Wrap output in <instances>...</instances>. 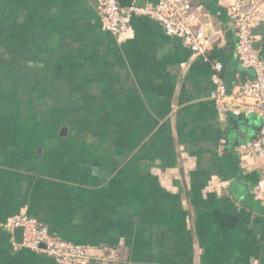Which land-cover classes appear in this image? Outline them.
<instances>
[{"label":"crops","instance_id":"1","mask_svg":"<svg viewBox=\"0 0 264 264\" xmlns=\"http://www.w3.org/2000/svg\"><path fill=\"white\" fill-rule=\"evenodd\" d=\"M192 1L221 33L209 61L147 15L105 30L98 0H0V264H64L13 244L24 213L107 264H264L261 119L211 99L213 62L229 92L255 72L231 0ZM255 14L264 60V0Z\"/></svg>","mask_w":264,"mask_h":264},{"label":"built area","instance_id":"2","mask_svg":"<svg viewBox=\"0 0 264 264\" xmlns=\"http://www.w3.org/2000/svg\"><path fill=\"white\" fill-rule=\"evenodd\" d=\"M145 7L130 5L123 7L119 0H98L103 28L113 34L126 33L132 18L147 15L158 21L165 32L181 37L184 45L194 55L209 61L208 50L221 35L208 33L203 21L204 6L192 0H147ZM258 0H231L230 24L237 30L236 53L241 66L251 68L255 76L228 91L223 76L224 65L220 61L212 64L214 89L211 99L220 112L231 110L235 114H257L261 126L257 137L251 142L249 151L264 163V60L255 47L253 28L256 24ZM255 199L264 203V176L260 177L254 190ZM23 227V241L14 240V230ZM3 228L11 234L16 247H25L51 256L64 264H107L103 255H93L85 245L57 237L38 219L28 214H18L4 223Z\"/></svg>","mask_w":264,"mask_h":264},{"label":"water","instance_id":"3","mask_svg":"<svg viewBox=\"0 0 264 264\" xmlns=\"http://www.w3.org/2000/svg\"><path fill=\"white\" fill-rule=\"evenodd\" d=\"M135 5L137 6H142L145 7L148 3L147 0H135ZM237 126L235 127V129H241L243 122L241 120L236 121ZM243 128V127H242ZM23 232H24V228L23 227H17L14 230V240L16 243L21 244L23 241Z\"/></svg>","mask_w":264,"mask_h":264}]
</instances>
